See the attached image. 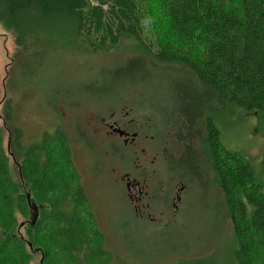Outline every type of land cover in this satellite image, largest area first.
<instances>
[{
  "label": "rangeland",
  "instance_id": "obj_1",
  "mask_svg": "<svg viewBox=\"0 0 264 264\" xmlns=\"http://www.w3.org/2000/svg\"><path fill=\"white\" fill-rule=\"evenodd\" d=\"M144 3V40L156 49L159 40L164 39L165 18L159 15L155 3L150 0ZM70 41L69 51L55 49L33 61L27 51L17 47L13 34L0 24V179L4 188L0 197V264H21L20 249L26 254L34 253L35 248L30 250L25 243L21 246L18 242L25 241L26 227L32 224L36 214V219L42 222L46 219L44 224L48 226V233L44 229V238L49 244L44 251L52 258L67 255L68 264H233L231 255L236 242L222 196L211 188L212 178L208 177L210 185L205 181L204 185L198 184L196 190H187L184 206H179L170 221L164 218L149 224L141 221L130 208L124 187L109 182L110 168H114L115 173L124 168L119 154L110 159L104 145L96 149L90 147L89 140L95 141L100 136L92 131L88 122L94 119L93 115H106L109 99L117 102L122 97L120 100H127L122 104L150 115L145 111L152 109L143 99L159 97L157 94L166 91L162 79L172 68L150 70L156 74L148 79L152 74L147 73V84L139 81L128 86L126 82L122 88H114L115 85L109 88L114 79L111 71L122 69L132 59L146 57L140 45L129 37L121 38L116 46L108 49H91L78 37ZM127 75L131 81L137 74L130 71ZM145 90L148 97L139 100ZM7 101L13 106L11 125L4 121ZM211 114L220 131L222 145L247 159L257 182L262 183L264 112L222 106ZM13 127L21 132L19 146L13 144L10 134ZM59 137L73 142L69 147V160L79 174L76 179L65 173L62 164L59 170L54 162ZM32 162L38 164L41 178H58L60 183L54 194L45 191L41 201H29L30 208L19 207V196L24 190L18 186V170L22 167L28 170ZM209 174L213 176L211 170ZM38 182L40 180H35V187ZM80 192L88 205L77 197ZM87 211L94 217L92 225L84 223ZM157 211H154L156 216L161 215ZM65 215L72 216L67 226L80 229L83 237L90 235L88 231L92 228L102 233L100 256L97 245L92 247L89 243L90 236L86 240L90 247L62 238L64 234H60L65 228L62 224L68 219ZM57 228L59 236L54 239L51 234L56 233ZM41 253L32 254L34 257L28 264H39ZM196 259L202 262L192 263Z\"/></svg>",
  "mask_w": 264,
  "mask_h": 264
},
{
  "label": "trees",
  "instance_id": "obj_2",
  "mask_svg": "<svg viewBox=\"0 0 264 264\" xmlns=\"http://www.w3.org/2000/svg\"><path fill=\"white\" fill-rule=\"evenodd\" d=\"M150 1L166 23L162 31L164 39L159 40L156 49L144 40V0H0V24L13 34L17 47L27 51L33 61L55 49L69 51L74 37L82 39L91 49L114 47L123 37L134 39L146 57L132 59L122 69L111 71L114 79L109 88L113 85L122 88L126 82L128 86L139 81L147 84L156 74L150 70L172 68L162 79L165 92L157 94L159 97H148L145 90L138 98L148 97L143 102L152 109L147 112L157 127L153 134L170 141L167 171L185 186L182 205L187 190H196L205 181L210 185L208 177L212 178L211 188L222 196L236 242L232 263L264 264V156L263 182L258 183L248 160L222 145L211 117V112L222 106L264 112V0ZM130 71L137 74L131 81L127 79ZM147 73L152 74L148 79ZM12 117L13 106L7 101L4 111L7 125H11ZM10 134L13 144L19 146L20 130L13 127ZM71 142L67 138L57 139L54 162L59 170L62 164L65 173L76 179L69 160ZM39 169L32 162L28 170L23 167L18 170V186L25 191L19 196V207L30 208L29 200L38 202L45 191L50 195L56 192L60 180L41 178ZM35 180H40L39 187H35ZM3 191L0 179V197ZM77 197L88 205L83 192ZM67 218L62 220L65 227L60 234H64L62 238L86 246L90 236L89 243L92 247L97 245L100 256L102 234L90 229V235L84 238L80 229L67 226L72 216ZM38 219L26 227L25 241L18 242L35 251L26 254L20 249L18 258L23 263L19 262L28 264L34 257L32 254L43 250L39 264H68L67 255L52 258L45 252L49 242L44 238V229L48 233V226L44 224L46 219L44 222ZM84 223L94 224L91 212H86ZM59 231L57 228L51 234L54 239ZM197 261L202 262L196 259L192 263Z\"/></svg>",
  "mask_w": 264,
  "mask_h": 264
},
{
  "label": "flooded vegetation",
  "instance_id": "obj_3",
  "mask_svg": "<svg viewBox=\"0 0 264 264\" xmlns=\"http://www.w3.org/2000/svg\"><path fill=\"white\" fill-rule=\"evenodd\" d=\"M120 99L122 97L117 102L109 99L106 115H93L94 119L88 122L92 131L95 130L100 136L95 141L89 140L90 147L96 149L104 145L110 159L119 154L124 168L117 173L110 168L109 182L124 187L130 208L141 221L149 224L164 218L170 221L182 205L185 190V186L167 171L170 141L153 134L157 127L153 126L151 115H143L141 109L130 108L128 104H122L127 100ZM145 113L149 114L147 111ZM73 168L79 176L76 167ZM33 208L36 209V206ZM155 210H159L157 212L161 215L156 216Z\"/></svg>",
  "mask_w": 264,
  "mask_h": 264
},
{
  "label": "water",
  "instance_id": "obj_4",
  "mask_svg": "<svg viewBox=\"0 0 264 264\" xmlns=\"http://www.w3.org/2000/svg\"><path fill=\"white\" fill-rule=\"evenodd\" d=\"M37 209H34V211H36ZM36 218H37V214L34 216L33 218V221H32V224H34V222L36 221Z\"/></svg>",
  "mask_w": 264,
  "mask_h": 264
}]
</instances>
